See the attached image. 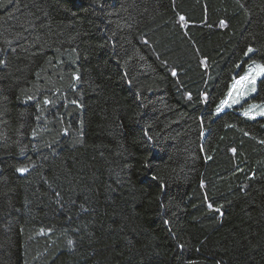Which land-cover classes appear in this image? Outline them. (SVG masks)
I'll return each mask as SVG.
<instances>
[{
    "label": "trees",
    "instance_id": "obj_1",
    "mask_svg": "<svg viewBox=\"0 0 264 264\" xmlns=\"http://www.w3.org/2000/svg\"><path fill=\"white\" fill-rule=\"evenodd\" d=\"M0 61V264H264V0H0Z\"/></svg>",
    "mask_w": 264,
    "mask_h": 264
},
{
    "label": "rangeland",
    "instance_id": "obj_2",
    "mask_svg": "<svg viewBox=\"0 0 264 264\" xmlns=\"http://www.w3.org/2000/svg\"><path fill=\"white\" fill-rule=\"evenodd\" d=\"M256 64V63H254ZM253 65V64H252ZM249 66L246 68L245 73L247 72ZM244 73V75H245ZM243 75V76H244ZM262 77L258 76L255 81V89H256V84L258 80ZM239 80V79H238ZM252 84H249L247 82L242 83L241 85H237L236 88H232V97L229 99V104L231 106H228L227 104L223 106L224 110L227 109H238V112L244 115L246 111L249 112L248 117H256V118H263L264 115H260L259 113L261 111H264V103H256L250 101V97L254 94L255 91H252ZM238 99L239 103H232V100ZM250 110V111H249Z\"/></svg>",
    "mask_w": 264,
    "mask_h": 264
},
{
    "label": "snow or ice",
    "instance_id": "obj_3",
    "mask_svg": "<svg viewBox=\"0 0 264 264\" xmlns=\"http://www.w3.org/2000/svg\"><path fill=\"white\" fill-rule=\"evenodd\" d=\"M180 20L183 21L184 20V17L181 16L180 17ZM223 24H224V21H221V25H223ZM252 51H253V49L250 47L247 50V52L245 53V55L247 56L248 53H251ZM2 63H3V61H0V64H2ZM237 67H239V65H237ZM173 75H175V72H173ZM261 75H264V65H261V64H253V65H250L249 68H248V70H247V72L245 73V75L244 76H241L239 78V80H236L234 82V84L232 85V88H236L237 85H241L242 83L247 82V83L253 85L252 91H255L254 85H255L256 78L258 76H261ZM78 78L79 77H76V79H78ZM232 94H233L232 93V90L230 89V91L228 93V98L229 99L232 97ZM229 99H225V100H222L221 101L220 105L217 106V113H219L221 111V109L223 108L224 105L227 104L228 106H231V104H229ZM44 103L45 104H48L49 101L48 100H45ZM232 103H239V100L238 99L232 100ZM77 106L79 107V105H77ZM248 114H249L248 111H246L244 113V115H248ZM259 114L260 115H264V111H261ZM27 171H28V169L27 168H23V167L17 169V172H19L21 174H23V173H25ZM153 179H156V177L154 176ZM209 207H211V205H209ZM71 243H72V241H69V244H71Z\"/></svg>",
    "mask_w": 264,
    "mask_h": 264
}]
</instances>
